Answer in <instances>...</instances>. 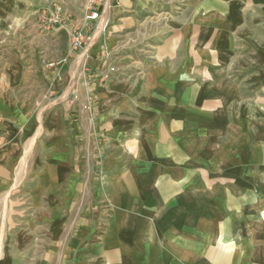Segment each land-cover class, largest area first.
Returning <instances> with one entry per match:
<instances>
[{
	"label": "crops",
	"instance_id": "0c3cea01",
	"mask_svg": "<svg viewBox=\"0 0 264 264\" xmlns=\"http://www.w3.org/2000/svg\"><path fill=\"white\" fill-rule=\"evenodd\" d=\"M109 1L0 0V264H264V0Z\"/></svg>",
	"mask_w": 264,
	"mask_h": 264
},
{
	"label": "built area",
	"instance_id": "2783aa9c",
	"mask_svg": "<svg viewBox=\"0 0 264 264\" xmlns=\"http://www.w3.org/2000/svg\"><path fill=\"white\" fill-rule=\"evenodd\" d=\"M100 0H88L87 2V10L89 13L87 14V18L89 19H97L99 18V9L98 3ZM112 5H120L118 0H110L107 4V7H111ZM37 19L39 24L48 30H56L61 29L68 26V22L65 20L61 6L57 1H51L46 7H43L39 10ZM107 20L104 21L103 27H106ZM93 41L92 35L87 33L81 27L70 26L69 34H68V51L73 52L76 50H81L85 52L91 45ZM100 60L102 63L109 62L111 60V53L107 50V47L102 44L100 46L99 51ZM83 72L85 78L91 79L92 74L88 71L87 67L83 66ZM115 70L114 66H109L106 68L104 77H107ZM71 101L77 102L79 101V97L76 93H72ZM92 99L87 97L85 102L80 106V110L82 113H85V117H80V113H77L75 119L83 125L84 120L87 123V126L91 131L94 130V121L95 116L91 107ZM84 119V120H83Z\"/></svg>",
	"mask_w": 264,
	"mask_h": 264
}]
</instances>
